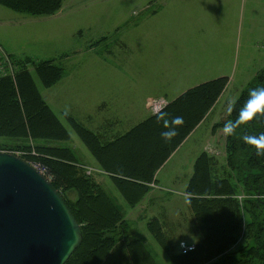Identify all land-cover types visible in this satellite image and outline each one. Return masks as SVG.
Returning a JSON list of instances; mask_svg holds the SVG:
<instances>
[{
  "label": "rangeland",
  "instance_id": "374dc122",
  "mask_svg": "<svg viewBox=\"0 0 264 264\" xmlns=\"http://www.w3.org/2000/svg\"><path fill=\"white\" fill-rule=\"evenodd\" d=\"M144 1L149 2L150 0H100L96 3L89 0H80L74 3L76 7H79L78 9L71 10L68 16L55 22L44 21L45 19L51 20L52 15L28 17L0 6V52L2 51L1 53L7 58V61L4 60L6 65L0 73V78H9L14 81L19 66L18 62H21L18 59L30 57L25 55L14 56L11 54V50L20 52L17 54L29 52L37 56L55 55L50 59L31 58L34 65L39 64V61L54 60V64L63 70L61 79L49 87L42 85L35 74L34 65L23 64V69L31 74L43 101L69 134V140L67 141L32 140L30 138L15 140L0 137V153H9L18 158L25 156L50 158L43 155V153L36 152L35 149L38 145L50 149H68L72 152L76 161L74 165L76 164L85 176L89 177L95 185H98L100 190L107 193L121 213L122 226L118 227L116 231L117 239L101 264H148L146 262L140 263V258L135 257L138 249L134 246L129 252L127 251V245L134 241H138L140 247L148 251L154 264H175L172 256L182 254L180 252L181 244L187 242L192 243L189 246L196 247L202 242L205 238L203 228H207L210 224H213L212 221L215 223L216 221L208 217L205 218L207 225H202L190 205L189 195L185 192L193 173V165L191 171L190 161L195 157L194 154L199 153L197 150L200 149L202 140L207 139L208 141L207 144L202 146H205L204 149L207 152L203 151L202 153H207L213 161L217 162L213 165V176L223 178L229 174L231 177L227 179L236 188V200L240 206L242 205L241 201L245 199V193L242 191L240 184L241 180L236 176V171H233V168L229 165L227 166L225 160L226 135L222 123L227 119L232 110V104L239 97L241 91L264 68V0H237L239 2L237 11L235 7L237 16L235 20H231L233 31L227 33L228 28L223 26H219L217 29L221 39L224 36L226 40L222 39L223 41L217 42L216 45H223L224 47L215 49L212 47L215 45L212 44L210 46L212 48L197 51L193 54V57L191 56L192 58L197 56L198 59L200 57L205 58L202 61L203 65L199 67V62H197V65L191 64V57L190 59H184L182 55L184 49H181L180 43L176 42L178 37L181 40L180 37H184L185 32H188L192 27V39L188 35L190 34L189 31L187 42L190 43L191 39L192 43H199L198 35H194L193 26L195 21L192 19L190 12L187 20H179L178 22L176 19L172 20L170 13H168L170 11L167 8L168 0H156L154 3L156 8L164 9L162 12L163 20L160 24L163 32L168 33L169 28L176 32L171 33L173 35L171 42L165 46L162 52L156 49L155 45L151 46V44L148 45L146 50H140L138 45L140 46V41L146 43V35H144V32H140V38H136L138 37L137 31L131 30L130 26L139 23L142 19L144 13L140 14V2ZM150 8L153 10L154 5L151 4ZM192 14L196 17L198 12L193 10ZM119 16L123 23L119 24L118 30H114L111 25L117 21ZM169 18L171 20L170 25H168ZM143 25L146 26L147 24L144 23ZM181 29L185 30L182 32ZM79 30L81 31L80 34H78ZM175 34H178V36ZM122 44L130 50L129 54L125 53L126 50L122 47ZM90 49L93 51H90ZM107 50L117 52L118 55L115 57L120 59H117L118 64L112 60V56L106 57ZM228 51L230 57L227 55L226 61H224L223 56ZM59 53L65 54L61 55ZM200 53H202V56ZM169 58L179 63L176 65L178 76L173 71L170 72L174 76L171 80L175 81L171 82L175 88L183 87L184 83L190 82L188 80L189 76L193 79L192 84L199 81L201 77L207 79L212 76H215V78L225 76L228 81L224 93L220 95V104L217 105L219 114H216L215 117L210 116L205 123L203 122L205 117L203 118L201 121L203 124L200 128L190 137L187 143H184L185 139L201 122L158 168L153 182L145 184L147 189L143 195L130 204L113 184L111 175L103 171L90 155L66 121V117L73 118L79 125L100 135L106 141H111L130 131L154 115L149 108L153 101L168 103L162 98H150L145 102L147 111L141 109L143 106L139 103H135L134 106L137 112H133L134 107L129 106L126 108L128 112L125 114V108L119 105L122 103V98L112 97L110 109L113 112L105 114L103 109H100V112L96 113L99 110L96 107L100 104L96 101L101 100V98L97 97V90L91 91L89 81L94 79L93 74L101 77L105 75L113 76V81L119 75L128 79L130 75H133L134 78H138L139 84L140 82L145 85L148 84L152 87L153 92L156 91L155 93L162 92L166 88L165 69L168 67ZM120 61L126 62L121 63ZM185 62H187V68H190L188 73L190 75L183 78L180 75L184 72ZM192 68L195 71L197 69L200 71L196 73ZM256 70L258 71L254 75ZM203 73H207V75L196 76V74ZM46 99L54 100L53 109ZM138 101H140V97ZM145 113L147 116H145ZM219 115H222L224 119L217 120ZM98 118L99 121H96ZM105 119L106 121H104ZM24 146L29 147V151L16 148H23ZM178 148L181 149L170 159ZM29 163L48 171L40 161L30 160ZM158 172V180H156ZM64 194L70 203L77 200L78 195L74 190L65 191ZM243 243L244 241L241 238L237 239L230 250L239 248Z\"/></svg>",
  "mask_w": 264,
  "mask_h": 264
},
{
  "label": "trees",
  "instance_id": "16d2710c",
  "mask_svg": "<svg viewBox=\"0 0 264 264\" xmlns=\"http://www.w3.org/2000/svg\"><path fill=\"white\" fill-rule=\"evenodd\" d=\"M61 5L62 0H0V6L28 17L54 15ZM31 58L18 59L21 62H18L14 81L0 78V137L67 141L68 131L43 101L31 74L23 69V64L34 65ZM39 62L34 65V71L44 87L61 79L63 70L54 60ZM226 84V78H219L189 89L158 113L111 141L103 140L71 117H66V121L131 204L143 195L147 189L145 184L153 182L158 168L203 120ZM260 86H264V68L241 91L222 126L227 121H237L250 90ZM175 116H182L184 122L176 125L177 134L165 141L161 132L167 130V121ZM261 133H264V116L239 123L234 132L226 136L225 160L241 180L245 193L241 201L243 207L236 200V188L227 179L231 176H213L216 161L207 153H201L195 160L185 192L200 223L207 225L205 218L208 217L216 223L212 221L213 224L203 228L205 238L191 252L173 255L175 264H264V155H258L255 145L245 140ZM16 148L29 151L27 146ZM35 150L50 158L25 156L20 159L26 163L40 161L48 169L51 185L62 196L80 228L81 243L65 264H101L115 244L118 227L122 226L117 205L74 165L76 161L70 150L42 145ZM68 190L78 195L74 203L65 197ZM239 238L244 243L230 250ZM133 246L138 249L135 257L140 258V263L154 264L138 241L129 243L127 251Z\"/></svg>",
  "mask_w": 264,
  "mask_h": 264
},
{
  "label": "crops",
  "instance_id": "0c3cea01",
  "mask_svg": "<svg viewBox=\"0 0 264 264\" xmlns=\"http://www.w3.org/2000/svg\"><path fill=\"white\" fill-rule=\"evenodd\" d=\"M76 1H80V0H66V1L62 0V5H61V8L59 9V11L51 16L52 17L51 20L45 19L44 21L55 22V21H59L62 18L68 16V14H70L71 10L74 11V10L79 8V7H76L74 4ZM89 1L96 3L100 0H89ZM159 1H162V0H159ZM154 2H156V0H150L149 2L148 1L140 2V14L141 13H144V14L142 16V19H140V22L130 26V28L133 31H137L138 37H136V38H140V32H144V35H146V37H145L146 43L140 41V46L138 45L140 50H143V49L146 50L148 45L151 44V46L155 45L156 49H159L160 52H162L164 50L165 46H167L171 42V40L173 38V35L171 33L174 31L170 30V28H169L168 33L163 32L162 28L160 27V24L163 20L162 12L164 9L160 10L158 7L156 8L155 7L156 4ZM236 3H237V5H236ZM151 4L154 5L153 10H151L152 8H150ZM238 4H239V2L237 0H168L167 8L170 10V11L168 10L169 11L168 13H170L169 15H170V18L172 20L176 19L177 22L179 20H187L188 14L190 12L192 19L195 21V24L193 26L194 35L195 34L198 35L200 44L198 42H196V43L191 42L192 41L191 40L192 39V36H191L192 35V29L191 28L192 27L188 30V32L190 31V34H188V35H189V37H191L190 43L187 42V40H189V37L187 36V33H188L187 31L185 32L184 37L183 36L180 37L181 40H179V37H178L177 41H176V42L180 43V48L184 49V53L182 55L184 56L185 60L188 58L190 59L191 56L193 57V54H195L197 51H201V50H204L207 48H212V47L215 49H222L224 47L223 45H216L217 42H219V41L222 42L223 41L222 39L226 40L224 36L221 39V36L218 35L217 29L219 26H223L225 28H228L227 33H231L233 31L232 30L233 24L231 23V20H233V19L235 20V18L237 16L236 11L238 10ZM235 7H236V11H235ZM193 10H196L198 12V15L196 17H194L192 14ZM170 18L168 19V22H169L168 25L171 24ZM119 19H120V16L118 17L117 21H115L111 25L112 29L118 30L119 24L123 23V20L122 19L119 20ZM30 23H32V21H30ZM144 23H146L147 25L146 26L143 25ZM183 30H185V29H181L180 31L183 32ZM80 33H81V31L79 30L78 34H80ZM174 33H176V32H174ZM175 35L178 36V34H175ZM193 38L197 39L195 36H193ZM182 40H184V41H182ZM212 44H214L215 46L210 47ZM122 47L126 50L125 53L129 54L130 50H128L127 46H123V44H122ZM136 47H137V45H136ZM90 51H93V50L90 49ZM10 52L14 56L25 55V56H30L32 58L34 57V58L50 59V58H53L55 56V55L37 56L36 54L29 53V52H25V54H17L20 52L12 51V50ZM217 53L219 54V52H217ZM59 54L64 55L65 53H59ZM106 54H107V56H106L107 58L112 56V60L114 62H116V64L119 63V61H117L118 57L117 58L115 57L116 55H118L117 52L107 50ZM200 54L202 56V53H200ZM227 55H228V57H230L229 51L226 52V54L223 56L224 61H226ZM192 57L190 59L191 64L197 65V62H199L200 65H198V67L203 65L202 61L205 60V58L200 57V59H198L197 56L194 58H192ZM118 60H120V59H118ZM193 60H194V62H193ZM106 61H108V60H106ZM120 62L125 63L126 61H120ZM219 62H220V60H219ZM185 63H186V66H184V68H183L184 72H183V74L180 75L183 78H186L187 75H190V74H188L190 71V68H187V62H185ZM177 64H179V63L174 62L169 58V61L167 64L168 67H167V69H165V72H166V75H165V87H166L165 91H162V92L160 91L157 93H155L156 91L153 92L152 87L148 86V84L145 85L142 82H140V84H139L138 78L137 77L134 78L133 75H130L129 79L125 76L119 75V76H117V79L115 81H113V76L105 75V76L101 77V76H96L92 73L94 76V79H92L90 81L88 79L90 89L93 92H94V90H97L98 91L97 97L101 98V100L96 101V102L100 103L96 107V108H99V110L96 113H99L100 109H103V112L105 114L106 113L111 114L113 112L110 109L112 97L122 98V100H121L122 103H120L119 105L125 108V112H124L125 114L128 112V111H126V108L129 106L134 107L132 109L133 112H135V113L137 112L135 110V106H134L135 103H139V105L143 106L141 109H144V111L145 110L147 111V109L145 107V102H146V100H148L150 98H162L165 100V102L170 103V102L174 101L176 98H178L180 95L185 93L189 89H192V88L197 87L203 83H206V82H209V81H212L215 79L226 78L225 76L216 77V78H215V76H212V77H209L207 79H203L204 77H201L199 81H195L192 84L191 82L193 79H191L189 76L188 80L190 82L184 83V85H182L183 87L180 86L178 88H175L172 85V82H174L175 80H173V81L171 80V78H173L174 76L170 72L173 71V73L178 76L177 70H176ZM192 70L195 71L193 68H192ZM258 70L255 71L254 75L256 74V72ZM197 71H200V70L197 69L195 72L197 73ZM204 74L207 75V73H203V74H196V76L197 75L203 76ZM101 78H102V81H101ZM227 81H228V79H227ZM124 82H126V83L124 84ZM145 87H148V88H145ZM114 92H116V94H114ZM223 93H224V91L222 92V94ZM139 97H140V101H138ZM220 99H221V96L219 97L217 102L214 104L212 109L205 116L204 121H203L204 123L206 122V120L210 116L215 117L216 114H219V111L217 110V105L220 104V102H219ZM46 101L49 104V106L53 109L54 105H52V104H54L53 103L54 100H47L46 99ZM226 110H227V108H226ZM145 116H147V114ZM219 119L223 120L224 118L222 115H219L217 120H219ZM96 121H99V118ZM104 121H106V119ZM203 122H201L194 129V131L188 136V138L185 139L184 143H187V141L190 139V137L200 128V126L203 124ZM207 142H208L207 139L201 141L200 149L197 150L199 153L194 154L195 157L190 161L191 162V164H190L191 171H192V165H193L195 158L200 153H202L203 151H206L204 149L205 146L204 147H202V146L204 144H207ZM180 149L181 148H178L170 159H172ZM158 175H159V172L156 175V180H158ZM157 184H158V182H157ZM166 188H168V186H166ZM171 188L175 189L174 187H171ZM182 242H185V241H182ZM185 243L187 245L192 244V243H187V242H185Z\"/></svg>",
  "mask_w": 264,
  "mask_h": 264
},
{
  "label": "water",
  "instance_id": "95a60500",
  "mask_svg": "<svg viewBox=\"0 0 264 264\" xmlns=\"http://www.w3.org/2000/svg\"><path fill=\"white\" fill-rule=\"evenodd\" d=\"M81 240L50 181L20 158L0 153V264H65Z\"/></svg>",
  "mask_w": 264,
  "mask_h": 264
},
{
  "label": "clouds",
  "instance_id": "9594fccd",
  "mask_svg": "<svg viewBox=\"0 0 264 264\" xmlns=\"http://www.w3.org/2000/svg\"><path fill=\"white\" fill-rule=\"evenodd\" d=\"M260 116H264V86L250 90L249 98L239 110V117L237 121L225 122L223 125V131L226 136L231 135L239 123L250 121L254 117ZM183 122L184 118L182 116H175L170 122L167 121V130L161 132V136L165 139V141L171 140V138L177 134V128L175 126L181 125ZM245 140L246 142L255 145L258 155H264V133L255 137H246Z\"/></svg>",
  "mask_w": 264,
  "mask_h": 264
},
{
  "label": "built area",
  "instance_id": "2783aa9c",
  "mask_svg": "<svg viewBox=\"0 0 264 264\" xmlns=\"http://www.w3.org/2000/svg\"><path fill=\"white\" fill-rule=\"evenodd\" d=\"M2 52V51H1ZM0 52V73L3 71L4 65H6V63H4V60L7 61V58L5 57V55H3ZM166 105V103L161 102V101H153L149 108L152 110L153 114L158 113L164 106ZM37 172H39L40 174L47 176L48 171L46 169H41V167H35L33 165H31ZM194 249V247L186 245V244H181V249L180 252L182 254H187L189 252H191Z\"/></svg>",
  "mask_w": 264,
  "mask_h": 264
}]
</instances>
